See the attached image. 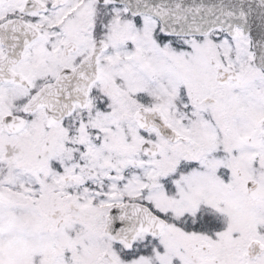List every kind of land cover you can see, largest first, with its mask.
I'll return each instance as SVG.
<instances>
[{"label":"snow or ice","instance_id":"obj_1","mask_svg":"<svg viewBox=\"0 0 264 264\" xmlns=\"http://www.w3.org/2000/svg\"><path fill=\"white\" fill-rule=\"evenodd\" d=\"M0 264H264V0H0Z\"/></svg>","mask_w":264,"mask_h":264}]
</instances>
